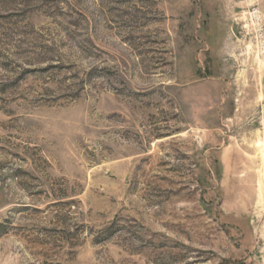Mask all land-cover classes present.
<instances>
[{
  "label": "rangeland",
  "instance_id": "1",
  "mask_svg": "<svg viewBox=\"0 0 264 264\" xmlns=\"http://www.w3.org/2000/svg\"><path fill=\"white\" fill-rule=\"evenodd\" d=\"M0 264H264V0H0Z\"/></svg>",
  "mask_w": 264,
  "mask_h": 264
}]
</instances>
